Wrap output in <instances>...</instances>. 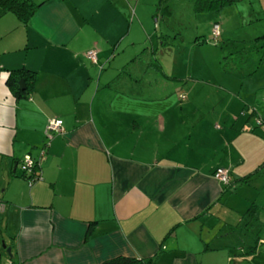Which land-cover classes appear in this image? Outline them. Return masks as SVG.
<instances>
[{
  "label": "crops",
  "instance_id": "obj_1",
  "mask_svg": "<svg viewBox=\"0 0 264 264\" xmlns=\"http://www.w3.org/2000/svg\"><path fill=\"white\" fill-rule=\"evenodd\" d=\"M35 2L25 25L12 14L0 17L6 264H99L116 256L264 264V234L247 221L241 227L246 214L254 217L255 202H241L236 181L264 173V137L242 117L188 113L192 103L174 91L132 81L133 53L121 46L134 44L124 33L132 26L129 0ZM152 65L164 75L159 62ZM18 68L35 71L26 96L6 85ZM50 118H60L62 130L48 137ZM26 155L38 175L32 183ZM217 167L234 184L217 181ZM252 245L255 252L242 254Z\"/></svg>",
  "mask_w": 264,
  "mask_h": 264
},
{
  "label": "rangeland",
  "instance_id": "obj_2",
  "mask_svg": "<svg viewBox=\"0 0 264 264\" xmlns=\"http://www.w3.org/2000/svg\"><path fill=\"white\" fill-rule=\"evenodd\" d=\"M159 2L129 0L126 18L132 26L124 33L134 44L121 46H126L125 53H133L128 69L132 81L174 91L178 99L192 103L185 108L188 113L195 108L206 118L242 117L250 131L264 137V0H235L204 12L195 11L193 0H161L169 10L162 15ZM214 24L219 27L216 37ZM160 36L164 38L158 40ZM155 62L164 75L152 69ZM240 193L241 202L250 198L256 205L254 217L246 214L241 227L247 221L264 234V173L241 184ZM1 241L0 264H6Z\"/></svg>",
  "mask_w": 264,
  "mask_h": 264
},
{
  "label": "trees",
  "instance_id": "obj_3",
  "mask_svg": "<svg viewBox=\"0 0 264 264\" xmlns=\"http://www.w3.org/2000/svg\"><path fill=\"white\" fill-rule=\"evenodd\" d=\"M235 0H193V8L197 12L219 10L223 6L232 3ZM41 3L35 2V0H0V17L5 14L14 15L21 24L25 25L29 19L33 16L36 9ZM158 10H167V6H161V0L157 6ZM25 81V88H21L19 80ZM35 79V71L27 68H18L10 71L6 80V85L9 90L16 96H26L33 90V83ZM60 119V118H59ZM55 133V132H53ZM52 133V134H53ZM52 136V135H51ZM237 183H249L251 181V174L246 175L236 180ZM234 180H231L225 187L228 188L234 184ZM225 188V189H226ZM256 246L252 245L242 252V254H251L255 252ZM153 258H136L130 256H116L102 261L99 264H153Z\"/></svg>",
  "mask_w": 264,
  "mask_h": 264
},
{
  "label": "built area",
  "instance_id": "obj_4",
  "mask_svg": "<svg viewBox=\"0 0 264 264\" xmlns=\"http://www.w3.org/2000/svg\"><path fill=\"white\" fill-rule=\"evenodd\" d=\"M212 32L214 37L219 35V27L217 24L213 25ZM88 56L90 58H94V51H89ZM61 125H62L61 119L50 118L46 126L47 136L51 137L53 132H60L62 130ZM22 163H23L22 166L24 169V173L27 175L26 178L29 181V183L36 181L38 179V175L35 172H33V168L35 166L34 161L30 158L29 155H26ZM213 177L224 185L229 184V182L231 181V176L229 174V171L224 167H217L213 172ZM3 210H4V206L2 203H0V212H2Z\"/></svg>",
  "mask_w": 264,
  "mask_h": 264
},
{
  "label": "water",
  "instance_id": "obj_5",
  "mask_svg": "<svg viewBox=\"0 0 264 264\" xmlns=\"http://www.w3.org/2000/svg\"><path fill=\"white\" fill-rule=\"evenodd\" d=\"M23 83L24 82L22 79L19 80V84L21 87H23ZM1 242H2V248L5 250L6 254L8 256H11V247L7 246L3 240ZM0 261H1V251H0Z\"/></svg>",
  "mask_w": 264,
  "mask_h": 264
}]
</instances>
